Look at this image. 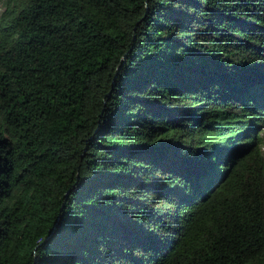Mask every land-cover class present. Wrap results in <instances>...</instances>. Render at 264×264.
Masks as SVG:
<instances>
[{"label":"trees","instance_id":"obj_1","mask_svg":"<svg viewBox=\"0 0 264 264\" xmlns=\"http://www.w3.org/2000/svg\"><path fill=\"white\" fill-rule=\"evenodd\" d=\"M264 0H0V264H264Z\"/></svg>","mask_w":264,"mask_h":264},{"label":"rangeland","instance_id":"obj_2","mask_svg":"<svg viewBox=\"0 0 264 264\" xmlns=\"http://www.w3.org/2000/svg\"><path fill=\"white\" fill-rule=\"evenodd\" d=\"M263 150H264V148H263Z\"/></svg>","mask_w":264,"mask_h":264}]
</instances>
